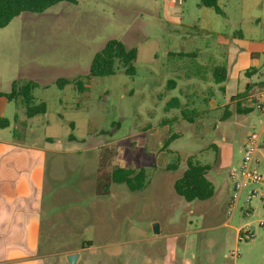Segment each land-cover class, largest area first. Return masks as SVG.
<instances>
[{
  "label": "rangeland",
  "instance_id": "1",
  "mask_svg": "<svg viewBox=\"0 0 264 264\" xmlns=\"http://www.w3.org/2000/svg\"><path fill=\"white\" fill-rule=\"evenodd\" d=\"M198 2L186 0L185 7ZM221 2L233 21L216 14L214 32H199L190 47L199 52L192 59H171V51L186 43L171 33L166 0L63 2L41 14H21L0 30V92L9 91L8 79L33 81V102L46 106L45 114L28 121L34 136L26 138L37 143L50 138L44 144L51 151L41 212L46 264H68L65 256L73 253L75 264H264V229L254 224L264 217L259 202H252L249 218L236 213L228 221L226 214L228 171L239 164L246 137L261 129L257 111L237 112V104L241 110L253 107L255 93L244 92L245 84L264 82V16L251 1ZM234 30L254 43L258 65L251 68L254 74L225 85L214 81L212 69L224 63L226 37ZM112 39L137 49L135 75L127 76L117 63L112 76L91 77L93 56ZM184 62L196 71L192 85L173 90L171 79L177 78L171 64L178 68ZM60 80L67 83L59 87ZM77 81L83 92L76 89ZM242 93L236 100L252 95L250 101L208 111L209 95L219 107ZM5 104L11 125L0 135L22 137L21 125L12 131L16 105ZM259 150L255 169L264 176V136ZM188 157L210 167L206 177L215 193L207 201L188 203L173 190ZM175 161L177 170L166 171ZM116 162L143 170L144 187L131 192L112 184L109 195L97 196V170L111 171ZM223 222L227 227L220 226ZM247 223L255 237L236 242L235 229Z\"/></svg>",
  "mask_w": 264,
  "mask_h": 264
},
{
  "label": "crops",
  "instance_id": "2",
  "mask_svg": "<svg viewBox=\"0 0 264 264\" xmlns=\"http://www.w3.org/2000/svg\"><path fill=\"white\" fill-rule=\"evenodd\" d=\"M232 1H241L243 5L251 1L255 3L254 5H260L261 15L264 16V0ZM221 3V0H218L220 9ZM166 4L168 11H171V17H169V12L166 11L171 20V33L178 35V40L186 43L185 46H179L178 51H171V59L175 57L181 59L197 58L199 52L192 51L190 47L195 44L194 42L199 32H214L213 24L216 22V13L209 8H199L197 6L198 3H195L194 8L186 9V0H166ZM221 11L222 14L220 16L222 18L226 19L227 22L233 21V16L229 10L221 9ZM226 38L228 46L224 63L212 69L213 76L215 68H223L224 80L221 83L225 85L231 81L237 82L241 75L245 76V73L249 70L251 74H254L256 69L251 70V68L258 65L259 58L258 50L253 47L254 43L247 42L241 32L234 30ZM181 66L176 68L171 64L172 76L177 78L176 80L171 79V89L173 90L181 91L180 89L190 88L192 85L189 82L196 73L192 63L184 62ZM213 79L215 81L214 76ZM2 81L3 77L0 76V82L2 83ZM13 81L20 80L11 78L5 81L9 84V90ZM257 84H260V92L255 91ZM247 85L250 87L249 90L255 93V97L264 91V82L255 84L247 82L245 87ZM211 96H208V104H210L208 111L217 110L239 101L248 102L252 97V95H248L236 100L238 95H235L231 97L229 102L222 103L218 107L211 99ZM6 102L9 101L0 97V117L3 118H5ZM171 103L174 104L173 106H177L179 102L177 99H173ZM249 108H252V111L254 110L252 105ZM16 109L17 121L14 122L15 126L12 131L15 133L17 124L18 128L21 125L22 129H24L21 134L22 137H15V134L7 137L0 135V264H46L48 254L46 253V244H42L41 241V212L46 183V161L47 155L51 151L44 144L50 138L40 139L38 143L32 139L26 140V138L34 136L27 126L30 119H25L23 110L20 107L16 106ZM203 111L201 110V112ZM189 112L198 113V111L194 110ZM258 154L260 153L258 152ZM116 165L118 168H122L119 167V162H116ZM230 186H228V198ZM220 226L227 227L226 222H223ZM235 241L237 242L236 229Z\"/></svg>",
  "mask_w": 264,
  "mask_h": 264
},
{
  "label": "trees",
  "instance_id": "3",
  "mask_svg": "<svg viewBox=\"0 0 264 264\" xmlns=\"http://www.w3.org/2000/svg\"><path fill=\"white\" fill-rule=\"evenodd\" d=\"M75 4L76 0H0V29L5 28L14 18L21 14H41L52 6L59 3ZM199 8L212 9L216 14L221 15L222 11L218 6V0H199ZM137 60V49H127L119 40H109L104 47L97 52L91 61L89 67V75L91 77H105L114 74L115 65L118 63L123 68L127 76H134L136 73L135 62ZM251 71L245 73L249 76ZM213 76L217 83L224 80V70L217 67L213 70ZM67 82L60 80L58 86L62 87ZM37 87L33 81H13L10 90L7 93H1L0 97L5 98L9 102H13L17 107L23 110L25 119H31L37 115H43L46 112L44 103L35 104L32 98V91ZM75 87L79 92H83L84 87L81 81L75 83ZM250 87H245L247 92ZM244 93V92H243ZM239 94L238 96L243 95ZM252 108L240 109L237 104V112L249 113ZM191 113V112H188ZM193 114V113H191ZM194 115V114H193ZM189 122L192 119L188 114L182 113ZM14 121H17V116H14ZM10 121L0 117V131L10 126ZM113 126L119 127V123H114ZM112 132V131H111ZM109 130L104 131V134H110ZM173 139L170 138L169 140ZM166 141L165 145L168 144ZM177 161L167 165L166 171L174 172L177 170ZM208 165H203L193 157H188L185 160L184 170L181 176L173 183V190L185 202H203L211 199L215 193L214 186L207 179L206 175L209 171ZM112 184H124L131 192L141 190L145 185V174L143 170L135 171L133 169L114 168L111 171L97 170L95 178V193L97 196H106L110 193Z\"/></svg>",
  "mask_w": 264,
  "mask_h": 264
},
{
  "label": "built area",
  "instance_id": "4",
  "mask_svg": "<svg viewBox=\"0 0 264 264\" xmlns=\"http://www.w3.org/2000/svg\"><path fill=\"white\" fill-rule=\"evenodd\" d=\"M254 109L261 116L260 131L251 132L241 147V160L236 167L228 171V178L231 182L230 195L227 201L226 214L230 221L236 213L242 218H249L253 215L255 207L253 201L259 202V207L264 213V176L255 169L257 155L259 152L262 136H264V91L257 97ZM255 227L264 229V217L255 221ZM237 242L251 240L255 237L251 224H244L236 229ZM238 251L229 253L230 258H236Z\"/></svg>",
  "mask_w": 264,
  "mask_h": 264
},
{
  "label": "water",
  "instance_id": "5",
  "mask_svg": "<svg viewBox=\"0 0 264 264\" xmlns=\"http://www.w3.org/2000/svg\"><path fill=\"white\" fill-rule=\"evenodd\" d=\"M152 230L154 234H157L159 232L158 225L153 224ZM77 257H78L77 253H73V254L67 255L65 259L68 264H75L77 261Z\"/></svg>",
  "mask_w": 264,
  "mask_h": 264
}]
</instances>
